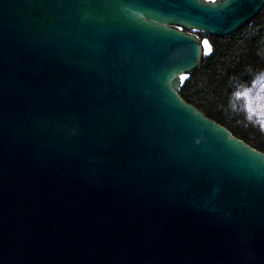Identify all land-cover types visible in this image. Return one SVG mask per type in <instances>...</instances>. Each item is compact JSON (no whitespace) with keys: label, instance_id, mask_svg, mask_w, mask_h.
Instances as JSON below:
<instances>
[{"label":"water","instance_id":"water-1","mask_svg":"<svg viewBox=\"0 0 264 264\" xmlns=\"http://www.w3.org/2000/svg\"><path fill=\"white\" fill-rule=\"evenodd\" d=\"M263 7L0 0V264H264V152L180 94Z\"/></svg>","mask_w":264,"mask_h":264},{"label":"trees","instance_id":"trees-1","mask_svg":"<svg viewBox=\"0 0 264 264\" xmlns=\"http://www.w3.org/2000/svg\"><path fill=\"white\" fill-rule=\"evenodd\" d=\"M194 33L211 50L204 52L200 65L186 75L180 94L264 152V7L232 34Z\"/></svg>","mask_w":264,"mask_h":264},{"label":"flooded vegetation","instance_id":"flooded-vegetation-1","mask_svg":"<svg viewBox=\"0 0 264 264\" xmlns=\"http://www.w3.org/2000/svg\"><path fill=\"white\" fill-rule=\"evenodd\" d=\"M193 34H195L194 32H192Z\"/></svg>","mask_w":264,"mask_h":264}]
</instances>
